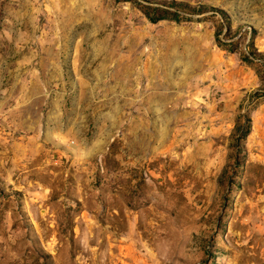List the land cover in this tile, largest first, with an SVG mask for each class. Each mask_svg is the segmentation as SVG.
Returning a JSON list of instances; mask_svg holds the SVG:
<instances>
[{"label":"rangeland","instance_id":"374dc122","mask_svg":"<svg viewBox=\"0 0 264 264\" xmlns=\"http://www.w3.org/2000/svg\"><path fill=\"white\" fill-rule=\"evenodd\" d=\"M0 264H264V0H0Z\"/></svg>","mask_w":264,"mask_h":264},{"label":"trees","instance_id":"16d2710c","mask_svg":"<svg viewBox=\"0 0 264 264\" xmlns=\"http://www.w3.org/2000/svg\"><path fill=\"white\" fill-rule=\"evenodd\" d=\"M172 7H183V9H189L190 6L188 5H183V4H180L178 2H173ZM250 131V126L249 125H245L243 128L242 126H238L235 130V133H234V140L236 141V145L239 147L238 149H242L243 147L240 146L241 144V140H243L245 138V136L249 133Z\"/></svg>","mask_w":264,"mask_h":264}]
</instances>
